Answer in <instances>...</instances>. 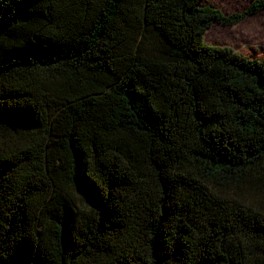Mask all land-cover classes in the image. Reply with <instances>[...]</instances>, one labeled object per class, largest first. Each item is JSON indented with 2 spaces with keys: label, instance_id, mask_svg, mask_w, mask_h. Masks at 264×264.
Instances as JSON below:
<instances>
[{
  "label": "trees",
  "instance_id": "obj_1",
  "mask_svg": "<svg viewBox=\"0 0 264 264\" xmlns=\"http://www.w3.org/2000/svg\"><path fill=\"white\" fill-rule=\"evenodd\" d=\"M0 0V264H264V56L203 43L264 9Z\"/></svg>",
  "mask_w": 264,
  "mask_h": 264
},
{
  "label": "rangeland",
  "instance_id": "obj_2",
  "mask_svg": "<svg viewBox=\"0 0 264 264\" xmlns=\"http://www.w3.org/2000/svg\"><path fill=\"white\" fill-rule=\"evenodd\" d=\"M254 0H203L201 5L214 6L224 15L243 14ZM207 46L225 45L251 57L264 56V9L244 17L233 26L212 24L203 37ZM241 52H240V51Z\"/></svg>",
  "mask_w": 264,
  "mask_h": 264
}]
</instances>
